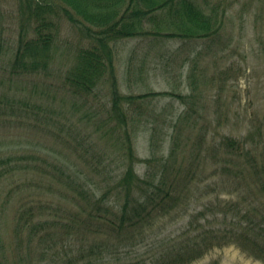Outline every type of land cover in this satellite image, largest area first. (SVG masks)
<instances>
[{"label": "rangeland", "instance_id": "rangeland-1", "mask_svg": "<svg viewBox=\"0 0 264 264\" xmlns=\"http://www.w3.org/2000/svg\"><path fill=\"white\" fill-rule=\"evenodd\" d=\"M194 1L210 16V34L120 39L112 73L76 93L67 74L89 39L68 19L69 8L59 0H0V264H65L78 254L79 237L70 235L75 246L53 245L66 236L67 211L86 204L69 181L121 202L114 185L123 169L131 164L145 178L174 139L171 160L180 177L193 171L190 180L178 177L179 198L134 231L129 251L119 246L108 258L147 255L190 219L203 223L200 210L218 213L226 201L264 214V0ZM42 16L53 33L47 65L11 74L20 35L34 36ZM163 20L165 32H181ZM224 137L241 149L229 150ZM220 222L214 218V227ZM92 229L77 228L84 248L119 243ZM250 253L247 244L222 239L186 264H264Z\"/></svg>", "mask_w": 264, "mask_h": 264}, {"label": "trees", "instance_id": "trees-1", "mask_svg": "<svg viewBox=\"0 0 264 264\" xmlns=\"http://www.w3.org/2000/svg\"><path fill=\"white\" fill-rule=\"evenodd\" d=\"M59 1L74 12L72 14L65 8L68 19L89 39L88 45H83L76 51L74 62L67 74V82L76 93L90 92L107 71L112 73L115 56L112 49L120 39L178 35L188 38L213 31L210 16L194 0ZM158 19H167L181 32H165V25L161 26V21L158 24ZM216 22L218 21L214 16V36L219 28ZM50 24L51 21L42 16L34 28V36L26 38V34L20 35L12 53L11 74L24 71L28 67L35 69L47 65L51 54L49 48L53 42ZM112 96L113 107L117 110L121 96L115 90L112 91ZM223 143L229 150L241 149L240 142L236 139L224 137ZM176 148L174 139L168 156L158 162L155 172L146 170L145 178L136 175L132 165L128 164L114 185L117 194H124L121 202L109 199V190L97 196L92 190L83 188L80 183L69 181L70 187L80 193L86 204L75 211H67L69 223H66V236L59 237L53 245L59 244L63 248L70 242L75 246V239L70 240V235L79 237L76 240L78 254L67 257L65 264H186L203 255L222 239L247 244L252 255L264 261V214L257 218L254 214L256 208L252 203L241 206L233 201L224 202L218 213L200 210L199 215L202 219L205 218L203 223L197 221L193 225L190 219L186 228L177 233V236L161 240L156 248L149 249L147 255L131 256V252H128L125 253L126 256L114 260L107 257L118 254L119 246L129 251L126 247H133L134 243L131 241L134 239V231L147 225L158 215V211L168 206V202L179 198V178L186 182L190 180L193 171L187 170L180 177L182 169L174 166L171 160ZM128 156H132L130 151ZM3 161L1 159L0 163ZM4 173L0 170V178ZM261 182V190L264 191V179ZM218 216L222 218L221 228L214 227V218L217 219ZM78 226L93 228L97 232L105 230L107 233H114L119 243H90L86 249L83 245L85 238L78 235ZM64 255L67 256L68 253ZM84 255L87 258H83Z\"/></svg>", "mask_w": 264, "mask_h": 264}]
</instances>
